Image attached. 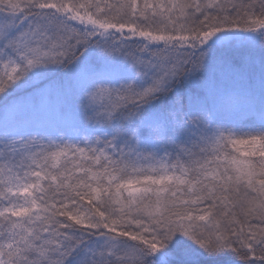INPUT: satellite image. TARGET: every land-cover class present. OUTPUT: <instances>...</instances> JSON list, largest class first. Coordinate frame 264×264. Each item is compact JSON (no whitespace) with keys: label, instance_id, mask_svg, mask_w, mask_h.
I'll return each mask as SVG.
<instances>
[{"label":"snow or ice","instance_id":"1","mask_svg":"<svg viewBox=\"0 0 264 264\" xmlns=\"http://www.w3.org/2000/svg\"><path fill=\"white\" fill-rule=\"evenodd\" d=\"M0 264H264V0H0Z\"/></svg>","mask_w":264,"mask_h":264}]
</instances>
